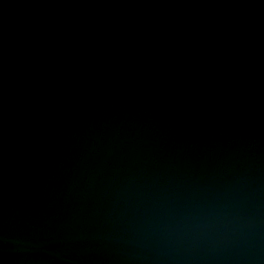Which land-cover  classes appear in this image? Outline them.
<instances>
[{"label":"water","instance_id":"1","mask_svg":"<svg viewBox=\"0 0 264 264\" xmlns=\"http://www.w3.org/2000/svg\"><path fill=\"white\" fill-rule=\"evenodd\" d=\"M0 264H264V0H0Z\"/></svg>","mask_w":264,"mask_h":264}]
</instances>
